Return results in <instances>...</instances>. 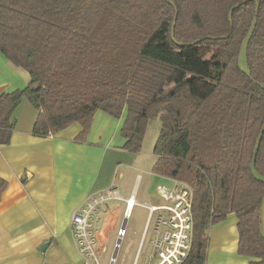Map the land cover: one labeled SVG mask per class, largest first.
<instances>
[{
	"label": "trees",
	"instance_id": "16d2710c",
	"mask_svg": "<svg viewBox=\"0 0 264 264\" xmlns=\"http://www.w3.org/2000/svg\"><path fill=\"white\" fill-rule=\"evenodd\" d=\"M243 42L247 72L237 65ZM194 48L213 55L208 93L184 79L200 77L187 69ZM0 54L29 77L0 94V145L24 97L38 137L78 123L81 141L97 111L124 113L131 154L159 119L151 172L192 192L184 264H205L209 231L229 214L238 254L264 264V0H0ZM5 186L0 179V195Z\"/></svg>",
	"mask_w": 264,
	"mask_h": 264
},
{
	"label": "crops",
	"instance_id": "0c3cea01",
	"mask_svg": "<svg viewBox=\"0 0 264 264\" xmlns=\"http://www.w3.org/2000/svg\"><path fill=\"white\" fill-rule=\"evenodd\" d=\"M28 82V74L0 54V94L23 90ZM19 109L20 105L13 114L15 128L9 142L0 145V179L6 183L0 195V264H90L87 254L80 252L71 227L72 215L87 202H98L97 218L107 211L104 204L113 200L124 205L127 219L135 206L146 210L145 206H160L148 196L146 201H138L142 182L138 174L131 188L113 183L117 168L123 166L118 179L142 170L153 179L145 182L146 190L154 186L159 196L157 188L166 186V178L140 169L137 155L124 149V113L115 119L97 111L84 140L79 141L82 127L78 123L54 135L34 136L35 110L28 109L25 116ZM111 191H117L118 198H109ZM130 198L134 206L128 210L125 202ZM132 245L130 240L123 259ZM237 247V218L229 214L209 231L205 264H248L250 258L239 255ZM140 255L141 251L138 259Z\"/></svg>",
	"mask_w": 264,
	"mask_h": 264
},
{
	"label": "rangeland",
	"instance_id": "374dc122",
	"mask_svg": "<svg viewBox=\"0 0 264 264\" xmlns=\"http://www.w3.org/2000/svg\"><path fill=\"white\" fill-rule=\"evenodd\" d=\"M166 27H167L166 25L163 26L160 33L156 35L157 37L155 36L156 40L158 41L160 40L161 42H164L163 40H164V33L166 31ZM200 51H201L200 48H194L186 52V55L188 56V60H186V62H189L191 64V65L190 64L187 65V69L197 72L200 75V77L185 76L184 79L186 81L190 80L193 83L192 84L193 87L197 88L199 92L208 93L211 90L212 85L209 84L203 78L206 75V65L208 61L212 59L213 55L211 53L208 56L199 58L197 55ZM192 53H194L193 58H192ZM237 65L242 71L244 72L248 71L247 62H246V42H243L239 50ZM28 109L30 111H34L28 99L24 97L20 103L19 110L20 111L22 110V113H24L25 115ZM159 130H160L159 119H154L148 122V125L145 130L141 150L139 153L134 154L137 155L138 158L137 164L140 169L151 170L153 160L155 159L153 157L154 156L153 148L157 141ZM116 171H117L115 173L116 180H113V183L117 185V187H119V183H120L121 185L122 184L127 185V187L131 188L135 181L136 174H138L142 178V182L138 191V198H137L138 201L144 202L146 201V197L148 196L150 199L152 198V203H155L156 205L165 204L164 200H162L159 196L155 195L153 191L154 186L152 188L149 187L148 190H146L145 188V182L147 181V179L150 178L151 175H146L143 173L142 170H138V172L132 171L130 175L124 177L121 180L118 179L117 176L118 174L123 172V166L118 167ZM150 180L152 181L153 179L150 178ZM150 185H153V182H151ZM165 185L168 188H171L172 187L171 180L166 179ZM104 205L105 207H107V211L99 215V218L96 219V224L92 230L95 239V247H96L95 249L98 248V250L95 251V258L98 261V264H110V260L114 252L115 244L117 239L120 238L119 234L125 218V216H123L124 205L119 201L113 200L110 202H106ZM114 210L118 211L117 215L112 214L114 213ZM112 218H115L114 219L115 221H112ZM147 218H148V212L145 208L140 206H135L131 210L125 226V231L127 232V235L125 234L124 238L119 239L120 246L118 248V252L113 264H134L136 252L140 243H142V250H141V255L136 264H146V260L149 254H151L152 252V246L150 243L153 239L152 233L154 226L152 222L150 226L147 227L146 229ZM114 223L115 225L112 226V224ZM110 226L112 227L110 228ZM262 232L264 233V229H262ZM130 240H132L133 245L131 246L130 250L127 251V254L124 256L123 259L122 258L123 253L125 252L128 242ZM89 262L90 264H95L92 258H90Z\"/></svg>",
	"mask_w": 264,
	"mask_h": 264
},
{
	"label": "built area",
	"instance_id": "2783aa9c",
	"mask_svg": "<svg viewBox=\"0 0 264 264\" xmlns=\"http://www.w3.org/2000/svg\"><path fill=\"white\" fill-rule=\"evenodd\" d=\"M171 182V188L163 185L157 188L158 195L165 204L145 206L148 210L146 229L152 222L154 225L153 239L150 243L152 252L149 254L146 264H184L191 250L193 232L192 192L184 183ZM109 198H118V192L111 191ZM125 203L128 210L134 206L132 198L126 200ZM97 204L98 202L92 199L71 217L73 238L80 252L87 254V258H92L95 264H98V261L95 258V239L92 230L98 214ZM125 234V228H121L119 237L124 238ZM141 248L142 243H140L134 264L137 263Z\"/></svg>",
	"mask_w": 264,
	"mask_h": 264
},
{
	"label": "water",
	"instance_id": "95a60500",
	"mask_svg": "<svg viewBox=\"0 0 264 264\" xmlns=\"http://www.w3.org/2000/svg\"><path fill=\"white\" fill-rule=\"evenodd\" d=\"M126 220H127V216H125V218H124V221H126ZM124 227H125V224L123 223L122 224V228H124ZM46 246H47V244H44L41 247V249L44 251V249H45ZM119 246H120V240L117 239L116 244H115V248H114V252H113L112 258L110 260V264H112L115 261V258H116V255H117Z\"/></svg>",
	"mask_w": 264,
	"mask_h": 264
}]
</instances>
